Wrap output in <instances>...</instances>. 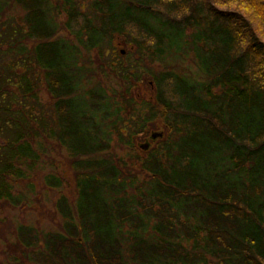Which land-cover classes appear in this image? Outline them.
Wrapping results in <instances>:
<instances>
[{
	"label": "trees",
	"instance_id": "trees-1",
	"mask_svg": "<svg viewBox=\"0 0 264 264\" xmlns=\"http://www.w3.org/2000/svg\"><path fill=\"white\" fill-rule=\"evenodd\" d=\"M213 2L241 8L0 0V207L30 202L51 142L76 187L75 200H56L55 229L13 227L0 264H264V0ZM133 42L138 59L117 51ZM94 51L117 94L86 77ZM188 54L196 77L172 69ZM149 82L154 100L138 101ZM158 116L167 134L149 137L132 172L114 147L134 150Z\"/></svg>",
	"mask_w": 264,
	"mask_h": 264
},
{
	"label": "rangeland",
	"instance_id": "rangeland-1",
	"mask_svg": "<svg viewBox=\"0 0 264 264\" xmlns=\"http://www.w3.org/2000/svg\"><path fill=\"white\" fill-rule=\"evenodd\" d=\"M62 0H52L54 4H58ZM81 1V0H80ZM84 2H90L91 0H82ZM214 0H208V2L214 3L219 9L224 10H233L236 8H241L237 3L239 2H230V4L224 5V2H213ZM207 2V0H204ZM236 6H235V5ZM85 10V9H84ZM244 14H248L246 9H242ZM15 19L22 17V13L12 12L10 14ZM62 20L65 21L64 16L62 15ZM66 31H61L60 35L67 37L70 41L74 40L72 35H67ZM138 41V40H137ZM130 47H129V46ZM121 47L117 48L119 50H126L128 57L131 60H136L139 58V54L136 52V45L133 42ZM136 46V47H135ZM87 55H84L86 57ZM142 56V55H141ZM89 60H91L92 65L87 67L92 68V73L86 75V77H92V81L94 83L100 82L101 87L106 90V92L111 94H117L119 86L116 83V79L113 78L110 71H107V59L99 58L97 59L96 51L90 52ZM144 64V61L142 62ZM146 67H153L154 69H158L159 64L151 65L149 62L145 63ZM174 72L177 74L187 75L189 77H196L197 68L192 59V55L188 54L186 58L179 60L174 67L172 68ZM147 86V88H146ZM153 84L149 82L148 84H140L139 85V95L143 96V99H137L138 101H146L151 102L154 100V96L151 95L153 93ZM39 96L43 104L50 106L53 103L49 93L45 88H41L39 92ZM131 112V110H129ZM136 120V119H135ZM162 118L160 116L156 117L153 122L149 124H145L148 128L145 130V125L142 127V131L138 133L137 136L132 138V143L134 146V150L128 151V146H115L114 150H116V155L119 159H122L127 163V168L132 172L138 170V162L135 160L134 156L139 158H144V151L139 148L144 144L151 145L149 142V137L153 131L164 130V134H167L166 129L164 128ZM133 128L131 127L130 130ZM139 146V147H138ZM154 149L158 147V145H152ZM146 150V149H145ZM44 157V164H42L37 172V176L35 177L34 185L35 191L30 196V202L25 205L24 208L18 209H1L0 207V252L4 251L6 248L7 240L11 237V233L13 232V227L18 224H25L28 226H32L33 228L39 230L40 232H47L49 230H53L56 228V224L58 223V216L55 210V202L59 196L64 195L68 198L69 201H73L76 198V187L74 174L70 167L66 152L58 147V145L54 142H51L46 147V152ZM46 174H52L61 180V186L58 188L46 187L42 184V178Z\"/></svg>",
	"mask_w": 264,
	"mask_h": 264
},
{
	"label": "water",
	"instance_id": "water-1",
	"mask_svg": "<svg viewBox=\"0 0 264 264\" xmlns=\"http://www.w3.org/2000/svg\"><path fill=\"white\" fill-rule=\"evenodd\" d=\"M161 136H162V133L153 132V133L151 134L150 138H151L152 140H156L157 138H159V137H161ZM148 147H149V145H148L147 143L144 144V145H142V146H140V148L143 149V150L147 149Z\"/></svg>",
	"mask_w": 264,
	"mask_h": 264
}]
</instances>
